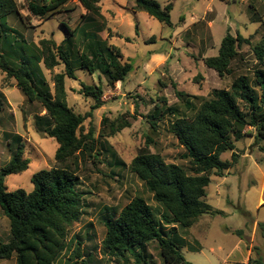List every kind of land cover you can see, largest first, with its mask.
Returning a JSON list of instances; mask_svg holds the SVG:
<instances>
[{"label": "rangeland", "instance_id": "1", "mask_svg": "<svg viewBox=\"0 0 264 264\" xmlns=\"http://www.w3.org/2000/svg\"><path fill=\"white\" fill-rule=\"evenodd\" d=\"M157 1L163 6L174 2ZM16 2L21 17L17 13L8 17L9 27L17 31L13 35L14 41L25 42L32 48L34 45L40 47L42 39H54L61 44L67 38L62 26L65 23L74 31L70 50L77 59L84 53L91 55L97 47L84 31L93 32H86L85 26L98 23L102 26H99L102 31L98 34L101 45L118 47L122 54L119 62L124 65L131 62L134 70L125 81L115 85L109 84L100 71L90 74L87 70H80L76 73L77 80L66 79L68 104L76 113L86 115L94 104L93 99L81 94L82 85L101 87L104 106L95 110L78 132L83 151L59 163L56 160L59 145L45 132L49 126L47 118L39 120L46 115L42 105L29 102L18 89L17 81L8 78L0 69V169L10 162L20 144L24 146V158L30 160L27 171L6 177L7 190L31 192L34 189L32 177L41 170L60 168L72 171L79 179L78 190L84 195L83 217L69 229L66 249L55 264H135L132 255L127 254L128 262L117 259L106 254L102 245L107 232L106 218L117 217L134 198L145 199L155 211L156 219H161L162 208L144 182L131 171L133 160L150 152L160 154L167 163L179 164L187 170L191 167L190 161L183 158L186 150L169 132V119L174 120L173 116L153 128L151 115L157 106L164 105L178 108L187 117L195 115L179 101L177 90L172 86L174 82L179 91L198 97L194 101L195 110L209 99L213 90H229L237 76L247 75L254 83V70L261 67L254 47L264 37V0H175L172 25L161 23L144 11L136 12L135 4L130 0H100V15L88 14L86 17L87 12L79 1L70 0L59 12L45 18L33 16L26 0ZM209 11L212 13L207 20L213 21L214 26L205 30L199 21ZM88 29L96 31L92 25ZM228 31L234 36L242 34L250 39V44L243 45L239 57L233 62V74L221 78L202 60L218 55ZM0 50L8 53L2 41ZM33 51L34 55L40 54L38 48ZM40 66L51 94L55 95L54 77L65 72V65L61 63L52 70L46 69L43 63ZM125 121L131 126L113 134L111 124L115 122L119 127ZM246 130L251 135L256 134L254 128ZM236 145L239 153L237 169L225 177L213 174L205 199L225 215L201 216L197 226L190 230L191 242L199 240L204 244L209 233V242L219 239L225 247L238 240L233 234L224 232L225 229H243L250 236L251 229L246 224L250 228L255 221L264 222V203H261L264 200V138L257 142L249 136ZM256 158L263 165L258 164ZM223 160L231 161L232 153L224 154ZM171 228L163 225L167 234ZM200 229L206 230L204 235H199ZM260 235L261 232H257L256 239L261 246L255 245L253 251L255 255L262 253L264 258V239ZM10 240V223L0 209V243ZM183 253L187 260L199 257L186 249ZM143 257L146 260L142 264H165L156 242L148 246ZM0 264H17L16 257L2 260Z\"/></svg>", "mask_w": 264, "mask_h": 264}, {"label": "trees", "instance_id": "2", "mask_svg": "<svg viewBox=\"0 0 264 264\" xmlns=\"http://www.w3.org/2000/svg\"><path fill=\"white\" fill-rule=\"evenodd\" d=\"M26 1L33 16L45 18L59 12L70 0ZM78 1L87 12L85 17L88 14L100 15V0ZM130 1L134 2L136 11H144L161 23L172 25L174 3L163 6L157 0ZM15 13L21 17L16 0H0V42L8 50L7 54L0 50V69L8 78L17 81L18 89L29 102L42 105L46 115L39 120L47 118L49 126L45 132L58 143L56 160L63 163L83 151L78 132L86 119L104 106L101 87L82 85L81 94L93 99L94 104L86 115L76 113L68 104L66 79L77 80L76 73L80 70H87L90 74L100 71L109 84L115 85L125 81L134 65L119 62L122 54L118 47L101 45L98 34L102 30L98 23L85 26L86 32H93L84 31L88 40L95 42L97 47L91 55L84 53L77 59L73 58L70 50L74 31L65 23L62 26L67 38L61 44L54 39H42L40 47L34 45L32 48L25 42L14 41L13 35L17 31L9 27L8 17ZM90 18L92 20L93 17ZM91 25L97 32L88 29ZM127 41L131 40L128 38ZM246 44H250V39L240 33L234 36L228 31L218 55L204 59V63L221 78L232 75V64ZM35 48L39 49L38 56L34 55ZM254 54L261 65L254 70V83L247 75L237 76L229 90H213L209 99L203 101L197 110L194 101L198 97L179 91L177 83H172L179 101L195 115L187 117L178 108L157 106L151 115V125L157 128L158 122L173 116L174 120L169 119V132L186 150L183 158L190 161L191 167L187 170L179 164L167 163L160 154L150 152L133 160L131 171L144 182L162 208L161 219H156L155 211L145 199L134 198L117 217L106 218L107 232L102 243L106 254L126 262L127 254H130L135 264H142L146 260L143 255H146L148 246L156 242L165 264H192L182 253L188 244L183 236H187L201 216L223 214L205 200L211 176L217 174L223 177L237 163V142L249 136L257 142L264 138V37L254 47ZM17 57L20 60L15 62ZM41 63L48 70L61 63L65 65V72L54 77L55 95L51 94L49 84L42 75ZM111 126L115 134L131 125L125 121L119 127L115 122ZM247 128H254L256 134H249ZM228 152L232 153L231 161L223 160V155ZM29 168L30 160L24 158V146L20 144L10 162L0 169V209L9 220L11 230V240L0 243V261L16 257L17 264H55L66 249L69 229L83 217L84 195L78 190L77 175L60 168L34 174V189L31 192L24 189L9 192L6 177L21 174ZM163 225L172 227L169 234L164 232ZM259 229L264 238V223L259 224ZM235 233L240 237L243 235V231ZM190 248L198 250L192 245ZM77 252L80 258V250ZM249 264H264V261L262 258H251Z\"/></svg>", "mask_w": 264, "mask_h": 264}, {"label": "crops", "instance_id": "3", "mask_svg": "<svg viewBox=\"0 0 264 264\" xmlns=\"http://www.w3.org/2000/svg\"><path fill=\"white\" fill-rule=\"evenodd\" d=\"M173 1H174L173 2L174 5H175V0H173ZM210 11L207 12L206 15L204 17H202V19H200V21H199L201 24H203L202 26L204 28H206L205 30H210L214 26V22L213 21H210V20L208 21L207 20V17L210 15V13H212ZM193 18L194 17H192V19ZM206 21H207V24H206ZM203 22H205V23H203ZM206 58H209V57H203V60H202L203 61V64H205L204 63V59H206ZM67 92H68V90H67ZM252 138H253V136H252ZM237 150L238 149H237V145H236L235 152L239 155V153L237 152ZM258 153H259V151H258ZM246 155L251 157V155H255V154H246ZM246 155H243V157L246 156ZM243 157L241 156V158H243ZM257 160L258 159L256 158L255 161H257ZM238 163H239V161H237V163L234 164L230 170L226 171L225 172V176L227 174L231 173V171L236 168V166L238 165ZM257 163L260 164V165H263V164H261L258 161H257ZM235 173H238V171L235 170ZM225 176H223V177H225ZM211 182H212V178H211ZM261 203H264V200H261ZM214 209L215 210H218L216 208H214ZM218 211H220V210H218ZM221 212L223 213V215H225V213L223 211H221ZM199 219L189 229L187 236H183L187 240V243L188 244H187V246H185L182 249V253H183V250L186 249L189 253H191L193 255H198L199 256V257H195L193 259H188L189 262H191L192 264H249V261H250L251 258H260V257L264 261V258H263V254L262 253H260L258 255H255V253L253 251L255 245H258L259 244V241H258L259 239H256V234H257V232H260L259 224L262 223V222L255 221L253 223V225H251L250 228H249V224L248 223L246 224V227H248V229H251V231H250V234L251 235L250 236L243 229H225L224 232H227L228 234H233L234 236H236L238 238V240L235 239L232 242L231 245H227V246L223 247V245L225 243H219V239L218 240H215V241H212V242H209V237H210L209 236V233L207 234V237L205 238L206 242H204V244H202L201 242H199V240H195L193 242H191L189 240L190 230L194 226H197V223L199 222ZM204 230L205 229H200V231L198 232V233H200L199 235H204V233L206 231V230L205 231ZM236 231H243V235L241 237L238 236L235 233ZM260 238L264 239L263 236H261V235H260ZM190 245L194 246L198 250H193L192 248H190ZM183 255H184V253H183Z\"/></svg>", "mask_w": 264, "mask_h": 264}]
</instances>
